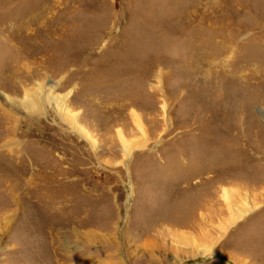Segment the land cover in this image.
<instances>
[{
	"label": "rangeland",
	"instance_id": "rangeland-1",
	"mask_svg": "<svg viewBox=\"0 0 264 264\" xmlns=\"http://www.w3.org/2000/svg\"><path fill=\"white\" fill-rule=\"evenodd\" d=\"M263 76L264 0H0V264H264Z\"/></svg>",
	"mask_w": 264,
	"mask_h": 264
},
{
	"label": "bare ground",
	"instance_id": "bare-ground-1",
	"mask_svg": "<svg viewBox=\"0 0 264 264\" xmlns=\"http://www.w3.org/2000/svg\"><path fill=\"white\" fill-rule=\"evenodd\" d=\"M188 17V16H187ZM188 25V24H187ZM190 28V27H189ZM215 28V27H214ZM213 29V28H212ZM193 30H194V28H193ZM199 30V29H198ZM209 30V29H208ZM216 30V29H215ZM209 32V31H208ZM212 32V31H211ZM217 32V31H216ZM214 33V32H213ZM218 33V32H217ZM229 33V32H228ZM221 35V34H220ZM206 36V35H205ZM212 36V35H211ZM226 36H228V35H226ZM214 37V36H213ZM223 37V36H222ZM208 38V37H207ZM225 38V37H224ZM212 39V38H211ZM211 39H209V40H211ZM221 39V38H220ZM234 41V40H233ZM215 42V41H214ZM213 43V42H212ZM211 43V44H212ZM220 44V43H219ZM235 44V43H234ZM218 45V44H217ZM233 45V44H232ZM215 46V45H214ZM229 49V48H228ZM217 51V50H216ZM228 54V53H227ZM214 56V55H213ZM218 58V57H217ZM220 58H221V56H220ZM200 60H207L208 59V57L207 56H202L201 55V57L199 58ZM21 63V62H20ZM199 64V63H198ZM204 64H205V62H204ZM203 68L201 69L202 70V72H204V70H205V68H204V66H202ZM210 67H211V64H210ZM206 68H207V66H206ZM225 68V67H224ZM207 69H209V67L207 68ZM213 67H212V70H211V68L209 69V71H210V74H212V71H213ZM218 71V70H217ZM206 72V71H205ZM216 72V71H215ZM224 72V71H223ZM209 74V75H210ZM256 74V73H255ZM208 75V74H207ZM264 77V76H263ZM74 78V77H73ZM94 78V77H93ZM213 78V77H212ZM260 78V77H259ZM89 79V78H88ZM90 80V79H89ZM88 81V80H87ZM79 82V81H78ZM86 82V81H85ZM84 82V83H85ZM99 82V81H98ZM98 84V83H97ZM82 85V84H81ZM40 87V86H39ZM84 88V87H83ZM81 90V89H80ZM51 94V93H50ZM70 94V92H67L66 93V96L65 97H61L60 95H58V94H54V95H52L51 96V98L56 102V104L58 105V110H60V111H64V113L65 114H67V112H69L71 115H70V120H73L72 121V123H77V113H76V111L75 110H73L72 108L70 109L69 108V106H68V98H69V95ZM26 97H27V100L24 102V107H25V109H27V110H37L38 108H41L40 107V102H39V99L40 98H37V96H36V93H34L33 95H31V93H29V92H27L26 93ZM47 96V95H46ZM221 96V95H220ZM25 97V98H26ZM39 97V96H38ZM42 97V96H41ZM19 100V99H18ZM41 100V99H40ZM21 101V100H20ZM20 103V102H19ZM11 115V114H10ZM140 116V115H139ZM139 120V117H138V115H137V113L135 114V121H138ZM137 125L141 128V130H143V127H142V123L139 121L138 123H137ZM84 132V135L86 136V138L87 137H90L88 134H87V131H85V129H82V133ZM120 133V132H119ZM243 136V135H242ZM263 137V136H262ZM91 139V138H90ZM89 139V140H90ZM93 139V138H92ZM93 143H94V139H93ZM252 143V142H251ZM264 145V144H263ZM125 148H127L128 149V147H127V143H125ZM261 151V150H260ZM14 178V177H13ZM11 189H13V188H11ZM249 197V196H248ZM245 198V197H244ZM226 200H227V202H229V206H232V203H231V199H229L228 197L227 198H225ZM242 202H244L243 204H241V205H236L234 208H231V209H233V212L232 213H234L233 215H232V217L234 218V220L236 219V217H241V216H243L244 214H246V213H248L249 211H250V209H251V206L253 205V207L255 206V204L253 203V201L251 200V199H249V198H245V201H242ZM252 204V205H251ZM256 207V206H255ZM254 207V208H255ZM235 215H236V217H235ZM197 221V220H196ZM209 250V248L207 247V246H205V250H203L202 251V253H205L206 251H208Z\"/></svg>",
	"mask_w": 264,
	"mask_h": 264
}]
</instances>
